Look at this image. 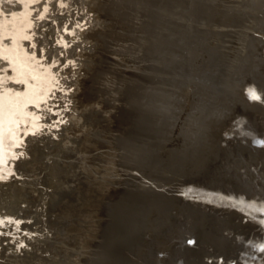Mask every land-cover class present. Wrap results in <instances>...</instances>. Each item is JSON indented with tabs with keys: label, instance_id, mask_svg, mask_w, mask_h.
I'll list each match as a JSON object with an SVG mask.
<instances>
[{
	"label": "rangeland",
	"instance_id": "374dc122",
	"mask_svg": "<svg viewBox=\"0 0 264 264\" xmlns=\"http://www.w3.org/2000/svg\"><path fill=\"white\" fill-rule=\"evenodd\" d=\"M0 1L3 2L0 14L6 15L7 12L6 16L16 9L20 16H24L27 14L25 9L30 10L29 7L34 4L32 12L28 13L37 15V23H40L36 24L40 32L35 36L38 49L55 47L57 41L52 40V35L49 37L48 33L53 28V32L59 29L56 24L80 23L82 32L79 30L77 34H71L74 37L69 40V52L63 55L62 63H55L60 71L66 72L62 74L61 82L58 81L62 83L58 90L64 93L65 88L72 93L77 86L78 89L73 92L74 100L70 102L61 95L56 99L59 104H76L78 108L73 112L81 115V122L84 119L82 123L85 125L75 124L65 117L62 122L65 125L57 126L59 133L36 135L31 146L38 148H30V154L19 159L21 167L13 170L8 178H0V181L3 180L0 185V257L3 255L0 264H109L110 260V264H126L125 257L129 259L128 264L139 260L144 264H163L164 260H172L170 264H191V258L182 260L181 256L178 262L172 246L180 245L181 252L184 240L194 242L189 248L196 246V241H199L197 231L200 229H204L206 234L207 231L216 234L217 225H224L231 209L249 199L255 204H264V120L261 124L257 121L258 113L264 112V0H66L63 5L60 0H51L49 4L53 8H46V17L35 14L46 5L40 6L42 0H32L34 3L28 0L31 2L28 5L24 3L27 0ZM15 4H19L20 9L15 8ZM45 36L49 43L43 40ZM73 77H79L77 86L70 81ZM250 90H255L260 99L252 100ZM69 110L67 112L72 111L71 108ZM55 121L58 120L54 119L52 123ZM66 132L71 136L67 137ZM64 137L70 138V141L63 147ZM57 148L60 154L56 153ZM50 166L58 172L55 173ZM56 181L61 184L58 189L49 187V183ZM53 189L56 192L51 197L49 193ZM37 191L42 193L38 195ZM44 193H47L46 198ZM36 197H40L39 200ZM41 198L49 201L48 204ZM10 216L15 217L14 220ZM12 223L19 224L21 229ZM161 225H164L163 228ZM23 232L24 236L27 233L30 236L27 234L24 238L19 235ZM187 232L193 236L189 237ZM5 237L7 239L3 240ZM46 237L49 241L44 239ZM203 243L198 244V249L203 248L193 252H210L204 249L206 246H202ZM135 247L138 249L135 250ZM219 247L214 248L218 252L226 249L225 246ZM183 249L186 251L183 250L184 255H190V250ZM110 250L116 251V255ZM243 251H247L244 256L235 251L232 264L259 262L258 254L253 257L252 251ZM49 255L53 257L48 260ZM36 256L40 263L36 262Z\"/></svg>",
	"mask_w": 264,
	"mask_h": 264
},
{
	"label": "bare ground",
	"instance_id": "6f19581e",
	"mask_svg": "<svg viewBox=\"0 0 264 264\" xmlns=\"http://www.w3.org/2000/svg\"><path fill=\"white\" fill-rule=\"evenodd\" d=\"M9 1V0H8ZM18 1V0H17ZM15 1V2H17ZM32 1V0H31ZM49 1L51 0H42L41 3H40V6L42 4H46L43 6V9L42 7L39 9V11L35 8V10H37L35 12V14H40L39 16L40 17H46L48 15L47 13V9L46 8H49L50 4H49ZM57 1V0H56ZM87 1V0H86ZM1 2V1H0ZM7 2V0H6ZM10 2V1H9ZM8 2V4H9ZM12 2V1H11ZM13 2V3H15ZM19 2V1H18ZM21 2V0H20ZM30 2V1H29ZM28 0L24 3H27L28 5ZM33 2V1H32ZM39 1H37V5H39L38 3ZM60 4L63 5L65 4L67 1L66 0H60ZM69 2V1H68ZM3 3V2H2ZM2 3H0V5H2ZM34 3V2H33ZM17 4V3H16ZM15 4V8H19V4L16 5ZM31 4V2H30ZM49 4V5H47ZM56 4V3H55ZM73 4V3H72ZM167 4V3H166ZM22 5V4H21ZM20 5V6H21ZM26 5V6H27ZM51 5H52V2H51ZM68 5V4H67ZM79 5V4H78ZM11 6V5H10ZM14 6V5H13ZM34 6L31 5V7ZM39 6V7H40ZM52 6H55V5H52ZM29 7V9L31 10H26L27 14L24 15V16H20L19 14V10L17 11V9L13 12V13H10L8 16L7 15V12H6V15H1L0 14V178H8L10 175H11V172L13 170H15L17 167L20 166L19 164V159L22 157H25L27 156V154H30V148H32L31 144H32V141L33 139H35V136L36 135H42L43 133L45 132H50L52 134L54 133H59V130L57 128V126H60L61 124L65 125L63 122L64 118L65 117H69L68 120H70L71 122H74L75 124H80L84 121L81 122L82 120V117L81 115L80 116H77L74 112H73V109L76 110V108H78L76 106V104H67L65 105V103H58L60 101H58L56 99V96H60L61 97H65L64 99L65 100H68L69 102L71 100H74L72 99L74 97V93L75 91L78 89V86H77V83L79 82L78 78L77 77H73V80H70L72 81V85H76V90H72L73 92L72 93H69V91L67 89H63L65 90V92L63 93L62 91H59L58 88L61 86L62 83H59L58 81L61 82V79H62V74L64 73V70L60 71L59 67L55 65L56 62H63L64 58H63V55H65L66 52H69V47L68 46V43H69V40L74 37L72 36L71 34L75 33L77 34V32L80 30V23L75 24L76 22L75 21H72L70 25H66V22L64 23H61V22H58V23H61L60 24H56L55 27L56 28H59L57 31L54 30L53 32V29H52V32H49L48 35L50 37V35H52V40H54L55 42L57 41L55 47H51V48H46V50H43L42 47H40L39 49L37 48V40L35 39V36L38 32H40V28L38 29L37 25V15L34 16V15H31L29 14L28 12H32V8ZM56 7V6H55ZM54 7V9H55ZM62 6H60L59 8L61 9ZM8 7H6L7 9ZM50 8H53L50 6ZM49 8V9H50ZM86 8V7H85ZM137 8V7H136ZM263 8V7H262ZM4 9V8H3ZM20 9V8H19ZM77 9V8H76ZM256 9V8H255ZM5 10V9H4ZM24 10V9H23ZM99 10V9H98ZM5 11H8V10H5ZM10 12H12V10H9ZM8 11V12H9ZM173 11V10H172ZM257 11V10H256ZM22 12V11H21ZM77 12V11H76ZM148 12V11H147ZM2 13V12H0ZM5 13V12H4ZM19 13V14H18ZM25 13V11L23 12ZM22 13V14H23ZM55 13V12H54ZM259 13V12H258ZM264 13V12H263ZM34 14V13H33ZM77 14V13H76ZM87 14V13H86ZM94 14V13H93ZM45 15V16H44ZM57 15V14H55ZM92 16V15H91ZM55 17V16H54ZM121 17V16H120ZM56 18L59 19V17L57 16ZM61 18V17H60ZM90 18V17H89ZM93 18H94V15H93ZM44 19V18H43ZM77 19V18H76ZM98 20V19H97ZM52 21V20H51ZM69 21V20H68ZM86 21V20H85ZM90 21V20H88ZM251 21V20H250ZM260 21V20H259ZM46 22V21H45ZM56 23V22H55ZM96 23V22H95ZM40 24V23H39ZM38 24V25H39ZM208 24V23H207ZM256 24V23H255ZM47 25V24H46ZM45 25V26H46ZM83 25V24H82ZM86 25V24H85ZM50 26V25H49ZM48 26V27H49ZM84 26V25H83ZM41 27V26H40ZM53 27V26H51ZM90 27V26H88ZM95 27V26H94ZM122 27V26H121ZM151 27V26H150ZM65 28V29H63ZM86 28V27H85ZM92 28V27H90ZM88 28V29H90ZM167 28V27H166ZM44 29V27H43ZM154 29V28H153ZM45 30V29H44ZM49 30V29H48ZM84 30V29H83ZM259 30V29H258ZM88 31V30H87ZM90 31V30H89ZM46 32V31H45ZM80 32H82L80 30ZM52 33V34H50ZM89 36V34H88ZM87 36V37H88ZM259 36V35H258ZM40 37V36H39ZM55 37V38H54ZM253 37V36H252ZM255 37V36H254ZM77 38V37H76ZM80 38V37H79ZM262 38V37H261ZM44 41H46V43L48 42L49 43V39L47 36L44 37L43 39ZM88 40V39H86ZM139 40V39H138ZM158 40V39H157ZM75 42V40H73ZM86 42V41H85ZM72 43V42H71ZM84 43V42H82ZM88 43V42H87ZM260 43V42H259ZM258 43V44H259ZM151 44V43H150ZM47 45V44H46ZM50 45V44H49ZM261 45V44H260ZM76 46V45H75ZM80 46V45H79ZM46 47V46H44ZM216 47V46H215ZM214 47V48H215ZM75 48V47H74ZM80 48V47H79ZM118 48V47H117ZM218 49V48H217ZM221 50V49H220ZM261 50V48H260ZM72 51V50H71ZM75 51V50H73ZM72 51V52H73ZM82 51V50H81ZM133 51V50H132ZM165 51V50H164ZM251 52V51H250ZM64 53V54H63ZM83 53V52H82ZM152 53V52H151ZM218 53V52H217ZM74 54V53H73ZM76 54V53H75ZM79 54V53H78ZM113 54V53H112ZM163 54V53H162ZM82 55V54H81ZM125 55V54H124ZM150 55V54H149ZM249 55V54H248ZM254 55V54H253ZM72 56V55H71ZM76 57V56H74ZM79 57V56H78ZM123 58V57H122ZM208 58V57H207ZM262 58V57H261ZM69 59V58H68ZM159 59V58H158ZM67 60V58H66ZM118 60V59H117ZM70 62V61H69ZM72 62V61H71ZM90 62V61H89ZM112 62V61H111ZM123 62V61H122ZM75 63V62H74ZM82 63V62H81ZM250 63V62H249ZM83 64V63H82ZM138 65V64H137ZM193 65V64H192ZM85 66V65H84ZM90 66V65H89ZM237 66V65H236ZM214 67V66H213ZM240 68V67H239ZM250 68V67H249ZM67 69V68H66ZM65 69V71H66ZM70 69V67H69ZM78 70V68H77ZM223 70V69H222ZM251 70V69H250ZM73 71V70H72ZM69 72V71H68ZM169 72V71H168ZM211 72V71H210ZM66 73V72H65ZM64 73V74H65ZM70 73V72H69ZM205 73V72H204ZM68 74V73H67ZM211 74V73H208V75ZM71 75V74H70ZM143 75V74H142ZM68 76V75H67ZM76 76V75H74ZM109 76V75H108ZM70 77V76H69ZM216 77V76H215ZM230 77V76H229ZM236 77V76H235ZM107 78V77H106ZM199 78V77H198ZM210 78V77H209ZM66 79V78H65ZM218 79V77H217ZM220 79V78H219ZM258 79V78H257ZM68 80V79H67ZM245 80V79H244ZM248 80V79H247ZM63 81V80H62ZM65 81L64 80V84H65ZM221 81V80H220ZM190 82V81H189ZM264 82V81H263ZM69 83V82H68ZM230 83V81H229ZM226 84V83H225ZM193 85V84H192ZM221 85V84H219ZM239 85V84H238ZM249 85V84H248ZM181 86V85H180ZM187 86V85H186ZM225 86V85H224ZM237 86V85H236ZM70 87V86H69ZM185 87V86H184ZM194 88V87H193ZM224 88V87H223ZM230 88V87H229ZM233 88V87H232ZM262 88V87H261ZM255 89V88H254ZM214 90V89H213ZM217 91V90H216ZM225 91V90H224ZM234 91V90H233ZM247 91H249L247 89ZM71 92V91H70ZM214 92V91H213ZM230 92V91H229ZM232 92V91H231ZM238 92V91H237ZM62 93V94H61ZM189 93V92H188ZM259 93V92H258ZM261 93V92H260ZM191 94V93H190ZM216 94V93H215ZM221 94V93H220ZM247 94V93H246ZM143 95V94H142ZM202 95V94H201ZM235 95V94H234ZM168 96V95H166ZM251 96V95H250ZM98 97V96H97ZM96 97V98H97ZM149 97V96H148ZM191 97V96H190ZM235 97V96H234ZM201 98V97H200ZM205 98V97H204ZM221 98V97H220ZM239 98V97H238ZM77 99V98H76ZM234 99V98H233ZM186 100V99H185ZM213 100V99H212ZM221 100V99H220ZM246 100V99H245ZM254 100V99H252ZM138 101V100H137ZM216 101V100H215ZM247 101V100H246ZM254 101H257V100H254ZM115 102V101H114ZM252 102V101H251ZM257 103V102H256ZM260 103H262L261 105H263V101H261ZM59 104V105H57ZM206 104V103H204ZM208 104V103H207ZM217 104V103H216ZM215 104V105H216ZM219 104V103H218ZM246 104V103H245ZM174 105V104H173ZM252 105V103H251ZM250 106V105H249ZM259 106V105H258ZM264 106V105H263ZM224 107V106H222ZM245 107V106H244ZM248 107V106H247ZM69 108L72 109V113L69 112ZM236 108V107H235ZM242 108V107H241ZM254 108V107H253ZM67 109L69 110L67 112ZM205 109V108H203ZM212 109V108H211ZM226 109V108H225ZM244 109V108H243ZM220 110V109H219ZM236 110V109H235ZM240 110V109H238ZM244 111V110H243ZM242 111V112H243ZM264 111V110H263ZM238 112V111H237ZM241 113V112H239ZM147 114V113H146ZM259 115H257L258 119V123L261 124V122L264 120V112H261V113H258ZM262 114V115H260ZM198 117V116H197ZM211 118V117H210ZM233 118V117H232ZM54 119H57L58 121H55L54 123H52V120ZM215 119V118H214ZM66 120V119H65ZM220 120V119H218ZM247 120V119H246ZM209 122V121H208ZM86 124V122H84ZM220 123V122H219ZM83 124V123H82ZM142 124V123H141ZM222 124V122H221ZM255 124V123H254ZM81 125V124H80ZM79 125V126H80ZM84 125V124H83ZM257 125V124H256ZM254 125V126H256ZM69 126V125H68ZM85 126V125H84ZM84 126H83V129H84ZM219 126V125H218ZM231 126V125H229ZM262 126V125H261ZM63 126H61V129ZM72 127V126H71ZM194 127V126H193ZM67 128V126H66ZM258 128V126H257ZM261 128V127H260ZM60 129V130H61ZM77 129V128H76ZM82 129V127H81ZM82 129V130H83ZM259 129V128H258ZM66 130V129H64ZM85 130V129H84ZM147 130V129H146ZM217 130V129H216ZM255 130V129H254ZM233 131V130H231ZM236 131V130H235ZM240 131V130H239ZM257 131V129H256ZM68 132V131H67ZM67 132L65 133L66 136L70 137L71 135H67ZM237 132V131H236ZM262 132V131H261ZM61 134V133H60ZM60 134H57V135H60ZM155 134V133H154ZM231 134V133H230ZM87 135V134H86ZM216 135V134H215ZM219 135V134H218ZM254 134L251 133V137L253 136ZM214 136V135H213ZM258 136V135H257ZM39 137V136H38ZM46 137V136H45ZM65 138L64 143H63V147L64 145L66 144H69V139L68 138ZM88 137V136H87ZM86 137V138H87ZM217 137V136H216ZM250 137V138H251ZM254 137V136H253ZM259 137V136H258ZM53 138V136H52ZM73 137H71V141L74 142V140H72ZM75 138V137H74ZM60 139V138H59ZM63 139V138H62ZM77 139V138H75ZM135 139V138H134ZM255 139H256V136H255ZM258 139V138H257ZM256 139V140H257ZM49 140V138H48ZM54 140V138H53ZM42 141V140H41ZM40 141V142H41ZM44 141V140H43ZM76 141V140H75ZM215 141V140H214ZM234 141V140H233ZM254 141V140H253ZM60 142V141H59ZM78 142V141H77ZM210 142V141H209ZM257 142V141H255ZM37 143V142H36ZM39 143V141H38ZM54 143V142H53ZM221 143V141H220ZM249 143H251L249 141ZM51 144V143H49ZM47 145V144H46ZM136 145V144H135ZM147 145V144H146ZM203 145V144H202ZM40 146V145H39ZM206 146V145H205ZM241 146V145H240ZM49 147V145H48ZM56 147V146H55ZM256 147V146H254ZM34 149H37L35 147H33ZM32 148V149H33ZM222 148V147H221ZM61 149V148H59ZM148 149V148H147ZM258 149V148H257ZM28 150V151H27ZM49 150V148H48ZM58 150V148L56 149ZM223 150V149H222ZM43 151V150H42ZM239 152V151H238ZM58 154H60L59 150L58 152H56ZM203 153V152H202ZM152 154V152H151ZM205 154V153H204ZM209 154V153H208ZM220 154V153H219ZM252 154V153H251ZM25 155V156H24ZM54 155V154H53ZM57 155V154H56ZM225 155V154H224ZM233 155V154H232ZM31 156V155H30ZM34 157V155H32ZM60 156V155H59ZM127 156V155H126ZM51 157H53L51 155ZM58 157V155H57ZM130 157V156H129ZM200 157V156H199ZM50 159V157H48ZM136 158V157H135ZM186 158V157H185ZM244 158V157H243ZM254 158V157H253ZM25 159V158H24ZM55 160V158H53ZM59 159V158H58ZM202 159V158H200ZM227 159V158H226ZM251 159V158H250ZM264 159V158H263ZM40 160V159H39ZM52 160V159H50ZM121 160V159H120ZM261 160V159H260ZM35 161V160H34ZM37 161V160H36ZM48 161V160H47ZM152 161V160H151ZM200 161V160H199ZM231 161V160H230ZM253 161V160H252ZM259 160H257L258 162ZM49 162V161H48ZM51 162V161H50ZM59 162V161H58ZM129 162V161H128ZM228 162V161H227ZM261 162V161H260ZM259 162V163H260ZM22 163V162H21ZM33 163V161H32ZM54 163V161H53ZM26 162L23 164L25 165ZM27 164H29V162H27ZM51 166H52V163H50ZM57 164V162L55 163ZM66 164V162H65ZM121 164V163H120ZM235 164V163H234ZM249 164V163H248ZM261 164V163H260ZM259 164V165H260ZM58 165V164H57ZM93 165V164H92ZM129 165V164H128ZM258 165V166H259ZM50 166V167H51ZM56 166V165H55ZM75 166V165H74ZM120 166V165H119ZM203 166V165H202ZM216 166V165H215ZM220 166V165H219ZM222 166V165H221ZM225 166V165H224ZM264 166V165H263ZM21 167V166H20ZM23 167V166H22ZM39 167V166H38ZM43 167V166H42ZM45 167V166H44ZM128 167V166H127ZM223 167V166H222ZM239 167V166H238ZM49 168V167H48ZM57 168V166H56ZM64 168V167H63ZM121 168V166L119 167ZM240 168V167H239ZM18 169V168H17ZM20 169V168H19ZM32 169V168H31ZM52 169V167H51ZM55 169V168H54ZM52 169V170H54ZM127 169V168H126ZM202 169V168H201ZM241 169H243L241 167ZM240 169V170H241ZM259 169V167L257 168ZM25 170V169H24ZM56 170V169H55ZM54 170V172H55ZM61 170V169H60ZM135 170V169H134ZM216 170V169H215ZM214 170V171H215ZM239 170V171H240ZM249 170V169H248ZM264 170V169H262ZM16 171V170H15ZM122 171V170H121ZM209 171V170H208ZM26 172V171H25ZM28 172V171H27ZM44 172V171H43ZM53 172V174H54ZM58 172V171H57ZM55 172V173H57ZM133 172V171H132ZM136 172H137V169H136ZM217 172V171H216ZM262 172V171H261ZM31 173V172H30ZM35 173V172H34ZM46 173V172H45ZM50 173V172H49ZM62 173V172H61ZM139 173V172H138ZM193 173V172H192ZM243 173V172H241ZM249 173V172H248ZM142 174V172H141ZM223 174V173H222ZM230 174V173H229ZM244 174V173H243ZM23 175V174H22ZM59 175V174H58ZM61 175V174H60ZM124 175V173H123ZM138 175V174H137ZM212 175V174H211ZM210 175V176H211ZM245 175V174H244ZM57 176V174H56ZM125 176V175H124ZM127 176V175H126ZM129 176V175H128ZM133 176V175H132ZM131 176V177H132ZM220 176V175H219ZM236 176V175H235ZM48 177V176H47ZM53 177V175H52ZM55 177V176H54ZM62 177V176H61ZM139 177V176H138ZM186 177V176H185ZM249 177V176H248ZM261 177V176H260ZM264 177V176H263ZM46 178V177H45ZM43 178V179H45ZM49 178V177H48ZM51 178V177H50ZM65 178V177H64ZM228 178V177H227ZM246 178V177H245ZM253 178V177H251ZM250 178V179H251ZM262 178V177H261ZM27 179V178H26ZM138 179V178H137ZM141 179V178H140ZM194 179V178H193ZM198 179V178H197ZM213 179V178H211ZM220 179V178H219ZM225 179V178H224ZM259 179V178H258ZM264 179V178H263ZM40 180V179H39ZM38 180V181H39ZM222 180V179H221ZM231 180V179H230ZM244 180V179H243ZM3 180L0 181V185H1V182ZM37 181V182H38ZM48 181V179L46 180ZM50 181V180H49ZM140 181V180H138ZM190 181V180H189ZM245 181V180H244ZM248 181V180H247ZM262 181V180H261ZM19 182V181H18ZM51 182V181H50ZM62 182V181H61ZM202 182V181H201ZM232 182V181H231ZM258 182V181H257ZM260 182V181H259ZM14 183V182H12ZM143 183V182H142ZM189 183V182H188ZM213 183V182H212ZM2 184H8V183H5L3 182ZM16 184V183H15ZM18 184V183H17ZM44 184V183H43ZM48 184V182H47ZM214 184V183H213ZM262 184V183H261ZM12 185V184H11ZM14 185V184H13ZM61 184L60 182L56 181V182H52L51 184L49 183V187H54V188H57L59 187ZM250 185V184H249ZM264 185V184H263ZM67 186V185H65ZM254 186V185H253ZM252 186V187H253ZM11 187V186H10ZM16 187V186H15ZM13 187V188H15ZM23 187V186H22ZM69 187V186H68ZM139 187V186H138ZM212 187V186H211ZM260 187V186H259ZM2 187L0 186V189ZM21 189V187H19ZM18 188V190H19ZM36 188V187H35ZM67 188V187H66ZM127 188V187H126ZM264 188V187H263ZM40 189V188H39ZM38 189V190H39ZM46 189V188H45ZM50 189V188H49ZM58 189V188H57ZM63 189V188H62ZM150 189V188H149ZM185 189V188H184ZM258 189V188H257ZM14 190V189H13ZM23 190V189H22ZM41 190V189H40ZM69 190V189H68ZM84 190V189H83ZM152 190V189H151ZM154 190V189H153ZM181 190V189H180ZM233 190V189H232ZM249 190V189H248ZM259 190V189H258ZM2 191V190H1ZM16 191V189H15ZM14 191V192H15ZM43 191V190H42ZM45 191V190H44ZM43 191V192H44ZM49 191V190H48ZM191 191V190H190ZM201 191V190H200ZM206 191V190H205ZM21 192V190H20ZM30 192V191H29ZM38 192V191H37ZM41 192V191H39ZM39 192H38V195H39ZM56 192L55 189H53L52 191H50V195L51 197H53ZM118 192V191H117ZM126 192V191H125ZM213 192V191H212ZM248 192V191H247ZM18 193V192H17ZM31 193V192H30ZM42 193V192H41ZM243 193V192H241ZM262 193V191H261ZM2 194V193H1ZM15 194V193H14ZM21 194V193H20ZM34 194V193H33ZM45 194L47 193H44L43 195L45 196ZM213 194V193H212ZM240 194V193H239ZM3 195V194H2ZM22 195V194H21ZM36 195V194H35ZM169 195V194H168ZM242 195V194H241ZM260 195V193H259ZM15 196V195H14ZM140 196V195H139ZM159 196V195H158ZM246 196V195H245ZM255 196V194H254ZM254 196H250V197H254ZM23 197V196H22ZM135 197V196H134ZM143 197V196H142ZM157 197V196H156ZM38 198V197H36ZM40 198V197H39ZM38 198V200H39ZM43 198V197H42ZM41 198V200H42ZM46 198V196H45ZM127 198V197H126ZM165 198V197H163ZM229 198V197H228ZM239 198V196H238ZM241 198V196H240ZM245 198V197H243ZM247 198V197H246ZM122 199V198H121ZM184 199V198H182ZM197 199V198H195ZM252 199V198H251ZM258 199V197L256 198ZM260 199V198H259ZM14 200V199H13ZM31 200V199H30ZM36 200V199H35ZM239 200V199H237ZM250 200V199H249ZM249 200H247L246 202L244 203H241L240 205L234 207L233 209H231V212H227V221L225 220V223L223 225V223H221V225H217L218 226V231H216V234L215 232H209L207 231V234L205 233L206 231H203V230H199L197 231L198 233V237H199V241L197 240V238L194 237L195 241L197 242L196 246L194 245V247L192 248H189L190 247V243H188L187 240H184V246L183 248L185 247L186 249L190 250L191 253L193 251H196L197 250H200L201 248L203 247H199L200 249H198V244H201L202 241L204 242L202 246H206L204 247L205 250H208L210 252H207V253H201V252H198V253H194L191 255H184L186 252L182 247V252L180 251L179 249V246H176L172 243V246L174 249V257L176 255V258L178 262H180V256L183 257L181 258L182 260L183 259H188L190 260V258L192 259V263L191 264H232L233 263V260H234V253L235 251L237 250V253L239 251V256H244L243 254H245V252L247 253V251H243V250H250L252 252L251 253V256L255 257V254H258V261L259 262H255V264H264V242H261V240L263 241L264 239V204L260 203V204H255L254 203V200L252 202H250ZM25 201V200H24ZM44 201V200H42ZM46 201V200H45ZM44 201V202H45ZM51 201V200H50ZM125 201V200H124ZM243 201V200H242ZM18 202V201H17ZM27 202V200H26ZM29 202V200H28ZM49 202V201H48ZM48 202H45L48 204ZM211 202V201H210ZM224 201H222L223 203ZM237 202V201H236ZM239 202H241L239 200ZM256 202V201H255ZM260 202V201H259ZM258 202V203H259ZM154 203V202H153ZM221 203V204H222ZM10 204H13V203H10ZM16 204V203H15ZM40 204V203H39ZM42 204V202H41ZM44 204V203H43ZM213 203H211L212 205ZM216 204H218L216 202ZM239 204V203H238ZM14 205V204H13ZM12 205V206H13ZM224 205V204H223ZM15 206V205H14ZM42 206V205H41ZM173 206V205H172ZM194 206V205H193ZM213 206V205H212ZM215 206V205H214ZM222 206V205H221ZM11 207V205H10ZM21 207V206H20ZM72 207V206H71ZM162 207V206H161ZM168 207V206H167ZM228 208L230 206H227ZM226 207V209H227ZM12 208V207H11ZM16 208V207H13V209ZM18 208V207H17ZM23 208V207H22ZM50 208V207H49ZM85 208V207H84ZM149 208V207H148ZM160 208V207H159ZM222 208V207H221ZM10 209V208H8ZM7 209V210H8ZM19 209V208H18ZM24 209V208H23ZM162 209V208H161ZM17 210V209H16ZM16 210H14V212H16ZM53 210V209H52ZM213 210V209H212ZM223 210V209H222ZM225 210V209H224ZM1 211V210H0ZM11 211V210H9ZM25 212V210H23ZM28 211V210H27ZM49 211V210H48ZM54 211V210H53ZM228 211V210H227ZM2 212V211H1ZM0 212V213H1ZM7 212V211H6ZM18 212V211H17ZM20 212V211H19ZM18 212V213H19ZM30 212V211H29ZM51 212V210H50ZM8 213H11V212H8ZM46 213V212H45ZM88 213V212H87ZM91 213V211H90ZM164 213V212H163ZM181 213V212H180ZM212 213V212H211ZM226 212H224L225 214ZM3 214H5L3 212ZM12 214H15L12 212ZM10 214V215H12ZM24 214V213H23ZM22 214V215H23ZM26 214V213H25ZM31 214V212H30ZM42 214V213H41ZM157 214V213H156ZM170 214V213H169ZM219 214V213H218ZM2 216V214H0ZM17 216V213L15 214ZM39 215V214H38ZM37 215V216H38ZM121 215V214H120ZM173 215V214H172ZM181 215V214H180ZM220 215V214H219ZM218 215V217H219ZM5 217H9V215H4ZM46 216V215H45ZM50 216V215H49ZM91 216V215H90ZM118 216V215H117ZM170 216V215H169ZM226 216V215H225ZM25 216H23L24 218ZM40 217V216H39ZM51 217V216H50ZM61 217V216H60ZM145 217V216H144ZM152 217V216H150ZM162 217V216H161ZM184 217V215H183ZM217 217V216H216ZM10 218H13V216ZM18 220H20V216L18 215ZM59 218V217H58ZM195 218V217H194ZM223 218V216L221 217ZM226 218V217H225ZM2 219V218H1ZM11 219V220H12ZM52 219V218H51ZM163 219V218H161ZM3 220V219H2ZM5 220H8V218H6ZM10 220V219H9ZM8 220V221H9ZM17 220V219H16ZM24 220V219H23ZM160 220V219H159ZM165 220V219H164ZM187 220V219H186ZM206 220V219H205ZM204 220V221H205ZM57 221V220H56ZM59 221V220H58ZM156 221V220H155ZM181 221V220H180ZM190 222V219L188 220ZM195 221L197 222L198 220L195 219ZM203 221V220H202ZM2 222V221H1ZM14 222V221H12ZM46 222V221H45ZM120 222V221H119ZM158 222V221H157ZM163 222V221H162ZM170 222V221H169ZM206 222V221H205ZM219 222V221H218ZM222 222V221H221ZM5 223V221H4ZM15 223V222H14ZM21 223V222H20ZM52 223V222H51ZM150 223V222H149ZM171 223V222H170ZM173 223V222H172ZM184 223V222H182ZM181 223V224H182ZM188 223V222H186ZM185 223V224H186ZM192 223V221H191ZM199 223V222H198ZM201 223V222H200ZM203 223V222H202ZM6 224L8 225L7 221H6ZM13 224V223H12ZM22 224V223H21ZM32 224V223H31ZM44 224V223H43ZM131 224V223H130ZM134 224V223H133ZM137 224V223H136ZM175 224V223H174ZM177 224V223H176ZM4 226H6L5 224H3ZM2 225V227H3ZM9 225H10V222H9ZM13 225H16V224H13ZM28 225V224H27ZM139 226L141 225L138 224ZM144 225V224H143ZM173 225V224H172ZM180 225V224H179ZM184 225V224H183ZM182 225V226H183ZM194 225V223H193ZM201 225V224H200ZM199 225V226H200ZM17 228H19L18 226H20L19 224L16 225ZM23 226V225H22ZM132 226V224H131ZM138 226V227H139ZM160 227V225H157ZM162 228L164 225H161ZM181 226V225H180ZM179 226V227H180ZM190 226H192V224H190ZM204 226V225H203ZM209 226V225H208ZM7 227V226H6ZM12 227V226H11ZM15 227V226H14ZM29 227V226H28ZM31 227V226H30ZM49 227V226H48ZM61 227V226H60ZM175 227V226H174ZM173 227V228H174ZM177 227V228H179ZM4 228V227H3ZM16 228V227H15ZM16 228V229H17ZM50 228V227H49ZM127 228H133V227H127ZM171 228V227H170ZM172 228V229H173ZM182 228V227H181ZM185 228V225L184 227ZM187 228V227H186ZM185 228V230H187ZM189 228V227H188ZM193 228V227H192ZM196 228H200V227H196ZM2 229V228H1ZM6 229V228H4ZM9 229V228H7ZM16 229H13V230H16ZM21 229V227L19 228ZM24 229V227H23ZM30 229V228H28ZM115 229H116V226H115ZM118 229V227H117ZM143 229V228H142ZM148 229V228H147ZM167 229V228H166ZM210 229V228H209ZM32 230V229H31ZM38 230V229H37ZM42 230V229H41ZM51 230V228H50ZM49 230V231H50ZM128 230V229H127ZM137 230V228H136ZM140 230V229H139ZM146 230V228H145ZM143 229V231H145ZM149 230V229H148ZM161 230V229H160ZM175 230V228H174ZM191 230V229H189ZM194 230H196L194 228ZM207 230V229H206ZM213 230V229H212ZM12 231V230H11ZM10 231V232H11ZM28 231V230H27ZM34 231V230H33ZM117 231V230H116ZM125 231V230H124ZM131 231H134V230H131ZM162 231V230H161ZM169 231V229H168ZM9 232V231H8ZM15 232H18V231H15ZM22 232V231H21ZM31 232V231H30ZM129 234L131 233L130 231H128ZM142 232V231H141ZM176 232H180V231H176ZM175 231H173L172 233H176ZM11 233H14V232H11ZM27 233V232H25ZM108 233H111V232H108ZM119 233V232H118ZM121 233H124V232H121ZM144 234V232H142ZM146 233V232H145ZM188 235H189V232H187ZM193 233V232H192ZM18 234V233H17ZM17 234H14L15 236H17ZM24 232L19 235H23ZM28 234V233H27ZM26 234V235H27ZM132 234H134V232H132ZM132 234H131V238H132ZM142 234V235H143ZM179 234V233H178ZM181 234V232H180ZM179 234V235H180ZM183 234L186 235V233H184L183 231ZM9 235V234H8ZM25 235V236H26ZM32 235V234H31ZM41 235V234H40ZM43 235H46V234H43ZM114 235V234H113ZM127 235V234H125ZM135 235V234H134ZM133 235V236H134ZM138 235V233L136 234ZM184 235V236H185ZM195 235V234H194ZM24 236V235H23ZM24 236V238H25ZM28 236H30L28 234ZM34 236V235H33ZM48 236V235H47ZM111 236H112V233H111ZM123 236V235H122ZM140 236V235H138ZM138 236H137V240L139 241L138 239ZM178 236V235H177ZM183 236V235H182ZM193 236V235H191ZM189 235V237H191ZM196 236V235H195ZM1 237V236H0ZM9 237V236H8ZM19 237V236H17ZM27 237V236H26ZM32 237V236H31ZM30 237V238H31ZM36 237V236H35ZM34 237V239H36ZM40 237V236H39ZM51 237V236H50ZM136 237V236H135ZM134 237V238H135ZM173 237V236H172ZM187 237V236H186ZM185 237V238H186ZM13 238V237H12ZM21 238V237H20ZM38 238V236H37ZM49 237H46L44 239H47ZM110 238V237H109ZM109 238H107L109 240ZM112 238H114L112 236ZM120 238V237H119ZM122 238V237H121ZM171 238V237H170ZM174 238V237H173ZM179 238V237H178ZM183 238V237H182ZM4 239H7L6 237L3 238ZM22 239V238H21ZM32 239V238H31ZM40 239V238H38ZM43 241H46L44 240ZM125 239V238H124ZM129 239V238H128ZM136 239V238H135ZM134 239V240H135ZM176 240V238H174ZM184 239V238H183ZM183 239H181L183 242ZM188 239V238H187ZM192 240V238H189L188 240ZM10 240V239H9ZM49 241V239H47ZM121 240V239H120ZM123 240V239H122ZM133 240V239H132ZM130 240V241H132ZM133 240V242H135ZM26 241V240H25ZM177 241V240H176ZM175 241V242H176ZM194 241V240H193ZM30 242V241H29ZM101 242V241H100ZM119 242V240H118ZM124 242V241H123ZM127 242V241H125ZM129 242V240H128ZM132 242V243H133ZM144 241L142 240V243ZM168 242V241H166ZM174 242V241H173ZM174 242V243H175ZM28 243V242H27ZM78 243V242H77ZM109 243V242H108ZM136 243V242H135ZM135 243L132 244V247L134 248L135 246ZM139 243V244H138ZM158 243V242H157ZM165 243V241L163 242ZM169 243V242H168ZM194 243V242H192ZM20 244V243H19ZM18 244V245H19ZM24 244V243H23ZM46 244H48V242H46ZM113 244V243H112ZM117 244V243H115ZM121 244V243H120ZM130 244V242H129ZM138 245H142L140 242H137ZM144 244V243H143ZM160 244V243H159ZM167 244V243H166ZM214 244H218V246H214ZM15 245V244H14ZM17 245V246H18ZM109 245V244H108ZM134 245V246H133ZM171 245V244H170ZM222 246L226 249H223L224 252H218L214 247H219ZM9 246V245H8ZM47 246V245H46ZM45 246V247H46ZM101 246V245H100ZM111 246V244H110ZM126 246V244H125ZM124 246V247H125ZM13 247V245H12ZM19 247V246H18ZM42 247V246H41ZM43 247V248H45ZM64 247V246H63ZM99 247V246H97ZM128 247V246H127ZM138 247V246H137ZM141 247V246H140ZM170 247V246H169ZM6 248V247H5ZM42 248V249H43ZM126 248V247H125ZM23 249V248H22ZM26 249V248H25ZM46 249V248H45ZM48 249V248H47ZM98 249V248H97ZM102 249V248H101ZM131 249V248H129ZM138 249L135 247V250ZM141 251H142V248H140ZM145 249V248H144ZM196 249V250H195ZM64 250V249H63ZM71 250V249H70ZM114 250V249H113ZM128 250V249H127ZM149 250V249H147ZM184 250V252H183ZM205 250H203V252H205ZM215 250L217 252H215ZM1 251V250H0ZM18 251V250H17ZM48 251V250H47ZM62 251V250H61ZM106 251H108L106 249ZM140 251V250H139ZM146 252V250H144ZM172 251V250H171ZM6 252V251H5ZM25 252V251H24ZM103 252V251H102ZM111 252V250H110ZM116 252V251H113L111 252L112 254ZM4 253V252H3ZM109 253V252H108ZM123 253H126V252H123ZM170 253V252H169ZM173 253V252H171ZM215 253V255L213 254ZM253 253V254H252ZM25 254V253H24ZM33 254V253H32ZM45 254V253H44ZM54 254V253H52ZM68 254V253H67ZM127 254V253H126ZM189 254V252H188ZM2 255V254H1ZM5 255V254H4ZM28 256V254H26ZM38 255V254H37ZM42 255V254H41ZM40 255V257H41ZM99 255V254H98ZM102 255V254H101ZM114 255H116V253H114ZM118 255V254H117ZM3 256V255H2ZM1 256V257H2ZM11 256V255H10ZM43 256V255H42ZM51 256V255H49ZM70 256V255H69ZM74 256V255H73ZM108 256V255H107ZM122 256V255H120ZM139 256V255H138ZM185 256V257H184ZM249 251H248V257H249ZM0 257V258H1ZM24 257V256H23ZM37 257V256H36ZM48 256H45V259L47 258ZM53 256L51 257H48V260L49 258H52ZM55 257V256H54ZM101 257V256H100ZM104 257V256H103ZM106 257V256H105ZM112 257V256H111ZM118 257V256H117ZM124 257V256H123ZM133 257V256H132ZM132 257H130L132 259ZM154 257V256H152ZM151 257V258H152ZM248 257H245L246 260ZM38 258V257H37ZM36 258V259H37ZM43 258V257H41ZM87 258V257H86ZM129 258V257H128ZM143 258H145L143 256ZM156 258V257H154ZM152 258V259H154ZM112 259V258H111ZM119 259V258H118ZM134 259V258H133ZM142 259V258H140ZM164 259H167V258H162L161 260H164ZM176 259L174 261H176ZM242 259V258H241ZM250 259V258H248ZM18 260V259H17ZM40 259L38 258V261L36 260V262L40 263L39 261ZM43 260V259H41ZM46 259V261H48ZM52 260V259H51ZM110 260V259H109ZM108 260V262H109ZM122 260V258H120V261ZM125 261L126 264H128V260L126 257H125ZM137 260V258L135 259ZM146 260V259H145ZM158 260V259H157ZM160 260V259H159ZM160 260V261H161ZM199 260V261H198ZM244 260V261H246ZM252 260V259H251ZM1 261V260H0ZM4 261V260H3ZM31 261V260H30ZM44 261V260H43ZM53 261V260H52ZM70 261V260H69ZM99 261V260H98ZM104 261V259H103ZM112 260H110L111 262ZM132 261V260H131ZM140 261V260H139ZM136 262V263H132V262H129L131 264H144L141 260V262ZM148 261V260H147ZM168 260H164L163 264H170L172 263ZM241 260L239 259V262ZM255 261V260H253ZM6 262V261H5ZM25 262V261H24ZM42 262V261H41ZM50 262V261H48ZM57 262V261H56ZM86 262V261H85ZM84 262V263H85ZM107 262V263H108ZM109 262V264H110ZM123 262V261H122ZM121 262V263H122ZM177 262V263H178ZM182 262V261H181ZM185 262V261H184ZM189 262V261H188ZM1 263V262H0ZM9 263V262H8ZM14 263V262H13ZM18 263V262H17ZM44 263V262H43ZM51 263V262H50ZM49 263V264H50ZM87 263V262H86ZM103 263V262H102ZM101 263V264H102ZM105 263V262H104ZM116 263H117V259H116ZM148 263V262H147ZM145 263V264H147ZM161 263V262H160ZM250 263V261H249ZM3 264V263H2ZM42 264V263H40ZM46 264V262H45ZM48 264V263H47ZM53 264V263H51ZM58 264V263H56ZM61 264V263H60ZM65 264V263H64ZM88 264V263H87ZM113 264V263H111ZM124 264V263H122ZM149 264V263H148ZM152 264V263H151ZM159 264V263H158ZM175 264V263H173ZM236 264V263H235ZM238 264H242L241 263H238ZM243 264H245V262H243ZM247 264V263H246ZM251 264V263H250Z\"/></svg>",
	"mask_w": 264,
	"mask_h": 264
},
{
	"label": "snow or ice",
	"instance_id": "6c2138e0",
	"mask_svg": "<svg viewBox=\"0 0 264 264\" xmlns=\"http://www.w3.org/2000/svg\"><path fill=\"white\" fill-rule=\"evenodd\" d=\"M251 91V98L259 100L260 96L256 94L255 90H250ZM189 243H192V241H189Z\"/></svg>",
	"mask_w": 264,
	"mask_h": 264
}]
</instances>
